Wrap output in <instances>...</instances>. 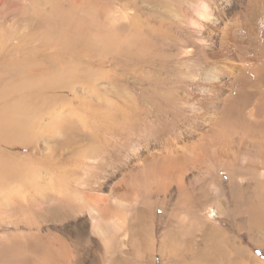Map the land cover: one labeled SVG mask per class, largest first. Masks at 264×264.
<instances>
[{
	"label": "rangeland",
	"instance_id": "obj_1",
	"mask_svg": "<svg viewBox=\"0 0 264 264\" xmlns=\"http://www.w3.org/2000/svg\"><path fill=\"white\" fill-rule=\"evenodd\" d=\"M123 1L0 3V264H264V204L257 208L258 217L245 210L262 197L253 192L259 191L255 184L235 190L220 172V181L215 177L218 199L205 182L172 187L169 195L132 193L135 142L147 134L163 142L182 130L181 118L160 106L158 95L145 84L146 76L162 72L168 81L185 82L190 62L183 56L199 40L188 27L194 13H183L174 24L178 28L170 31L175 35L157 45L174 59L163 62L157 74L148 64L141 71L131 47L119 44V35L124 37L119 28L108 34L121 18ZM126 1L127 11L139 7L140 17L161 20L169 28L175 20L169 0ZM211 1L224 6V0ZM29 28L34 33L30 37ZM132 33L137 37L135 28ZM174 38L178 43H172ZM247 40L250 48L251 42L260 44L259 36ZM199 52L196 48V57ZM107 95L112 103L117 99L131 106L140 125L134 136L116 135L117 144L106 135L110 120H119L117 109L105 102ZM151 114L154 119H147ZM245 178L252 179V174ZM91 198L100 206L98 220L86 204ZM96 220L105 225L102 236L92 229Z\"/></svg>",
	"mask_w": 264,
	"mask_h": 264
},
{
	"label": "bare ground",
	"instance_id": "obj_2",
	"mask_svg": "<svg viewBox=\"0 0 264 264\" xmlns=\"http://www.w3.org/2000/svg\"><path fill=\"white\" fill-rule=\"evenodd\" d=\"M144 1L151 4L150 0ZM235 1L234 7L231 6V0H224V6L219 7L220 5H216L211 0H169V3L174 4L175 7L172 16V19L175 20H172L171 28L161 20L148 18L144 15L140 17L139 7L135 6L133 13L128 12V1L124 0L121 3V18L116 20L117 23L112 24V29L108 34L119 28V31L123 33L122 36H124L120 38L119 35L117 38L120 40L119 44L123 49L126 46L131 47L129 50L134 52L133 61L141 65L138 67L141 71H143V68L146 69V64H148L147 67H152L153 71L156 70L155 74H157L164 67L162 66L163 62L166 63V60L171 61L174 59L172 54H169L165 48H158L157 45L160 41L170 39L172 34L175 35L174 32L170 33V31L178 28L177 25H174L177 24V18L183 13L188 16L189 11L194 14L190 15L188 27L191 26L197 34L199 41L195 46L200 51L199 57H196L194 53L196 48L190 47L192 48L191 51L183 56L186 61L190 62V66L184 69L187 77L185 82H174L173 79L168 81L162 77V72L158 75H145V80H147L145 84L149 85L158 95L161 102L160 106L164 109H173L181 118L182 130L180 132L176 131L163 142L149 138L150 134L142 137V141H145L144 144H141L142 141L135 142L131 149V155L134 157L133 165L130 168V173L133 175L132 180H134L130 185L132 193L146 196L163 192L169 195L171 192L168 193V191L172 187L183 189L187 184L197 185L205 182L207 184L205 186L207 187L206 190L214 198H217L219 193L216 189L217 181L215 177L217 176L218 181H220L219 173L223 172L230 183L235 184V190L240 185H244L246 188H249L251 184L256 185L259 191L253 190V192L262 197L257 198L254 205L247 206L248 208L245 210L254 217L259 216L257 208L261 203L264 204V20L263 22L260 20V16L264 11V0ZM152 8H156V5ZM183 8L185 11L181 10ZM134 28L138 33L137 37L132 33ZM32 29H28V32L30 31L28 33L29 37L34 35L31 32ZM33 31L35 32V30ZM258 36L260 44L254 45L251 42L253 46L250 48L247 39ZM176 42L178 43V38L172 40V43ZM182 46L186 47L187 45L182 44ZM24 49L26 50V48ZM129 50L127 52L123 51V54H127ZM183 57H178V59ZM164 74L169 75L170 73L167 71ZM188 82L191 84H188ZM179 87L186 88V90L182 89V92H179ZM123 94L124 96L128 95L125 92ZM108 97L109 95L104 98L106 99L105 102H108L110 108L117 109L119 112L117 119L119 120L118 123H113L110 120L112 124L110 128L108 126L106 135L110 143L117 144L118 142L114 140L116 135H122V138L125 135L128 138L134 136V134L139 133L138 127L140 125L137 119H133L135 114L132 112L131 106L117 99L112 103ZM7 106L5 105V107ZM2 113L5 112L2 111ZM151 117L154 119L155 115L152 116L151 114V116H147V119H151ZM142 130L141 132H143ZM43 136L46 135L43 134ZM151 140L154 141L150 142ZM148 141L149 143H147ZM94 160L97 159L94 158ZM247 173L252 174V179L245 178ZM238 181H242V183ZM211 186H213V191L210 189ZM7 191L8 189L5 190V192ZM9 191L11 195L14 194L12 192L14 191L13 188ZM97 203L98 200L95 202L93 198L86 200V204L92 207L91 213H93L94 219L101 213L100 206L98 207ZM242 206L244 207V203ZM207 213V215H212L211 211ZM97 220L91 226L97 235L102 236L105 225L102 227L103 224L101 226V223ZM251 221L253 222L252 218ZM113 226L110 227L114 229ZM219 231L221 230L219 229ZM217 250L214 249L211 253L215 254ZM198 256L208 257L207 253L204 252H198ZM201 264H206V262Z\"/></svg>",
	"mask_w": 264,
	"mask_h": 264
}]
</instances>
